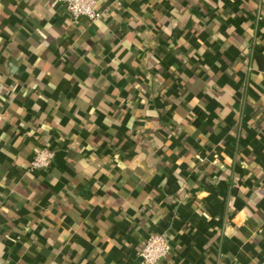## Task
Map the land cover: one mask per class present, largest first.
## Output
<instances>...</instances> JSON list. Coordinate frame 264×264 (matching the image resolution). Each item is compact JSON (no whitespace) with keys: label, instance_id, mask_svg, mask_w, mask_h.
<instances>
[{"label":"crops","instance_id":"crops-1","mask_svg":"<svg viewBox=\"0 0 264 264\" xmlns=\"http://www.w3.org/2000/svg\"><path fill=\"white\" fill-rule=\"evenodd\" d=\"M96 8L0 0V264H264V0Z\"/></svg>","mask_w":264,"mask_h":264},{"label":"built area","instance_id":"built-area-1","mask_svg":"<svg viewBox=\"0 0 264 264\" xmlns=\"http://www.w3.org/2000/svg\"><path fill=\"white\" fill-rule=\"evenodd\" d=\"M64 6L65 12L71 20L84 19L92 23L101 18V11L96 8L97 0H57ZM264 75V70H263ZM54 159L53 150L43 147L34 153L29 166V172L47 171ZM172 246L165 234L150 235L145 244L138 251L141 264H157L168 257Z\"/></svg>","mask_w":264,"mask_h":264},{"label":"water","instance_id":"water-1","mask_svg":"<svg viewBox=\"0 0 264 264\" xmlns=\"http://www.w3.org/2000/svg\"><path fill=\"white\" fill-rule=\"evenodd\" d=\"M260 66L262 67V66H263V64H261ZM261 67H260V68H261Z\"/></svg>","mask_w":264,"mask_h":264}]
</instances>
